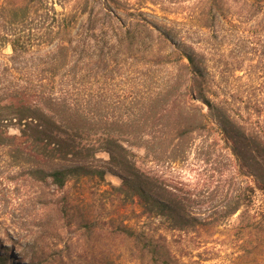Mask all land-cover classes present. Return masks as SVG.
<instances>
[{"label": "trees", "instance_id": "obj_1", "mask_svg": "<svg viewBox=\"0 0 264 264\" xmlns=\"http://www.w3.org/2000/svg\"><path fill=\"white\" fill-rule=\"evenodd\" d=\"M37 1V7L35 0L1 7L11 14L6 23L13 32L8 45L15 60L31 51L34 22L37 47L52 50L33 69H26L25 87L0 99V146L23 140L14 149L25 163L33 164L30 174L60 190L84 180L95 182L97 188L106 183L108 171L120 175L123 186L116 190L139 207L138 216L147 221L132 226L121 220L114 226L115 220L104 222V218L99 220L102 225L94 220L83 228L88 238L96 231L120 238L130 262L180 264L167 237L153 228L157 219L171 230L189 234L238 215L236 227L263 241L264 211L255 200L258 193L264 196V142L261 134L241 127L216 101L200 52L201 34L183 32L168 18H148L143 12L148 2ZM34 7L37 20L29 16ZM211 15L195 17L196 29H212ZM4 101L8 103L1 106ZM1 122L17 124L21 137L5 136ZM197 139H202L203 149L222 141L237 173L250 179L228 206L213 210L207 218L188 210L185 198L130 157H138L137 150L157 164L183 162ZM248 151L258 155L250 156ZM100 154H107L109 160ZM87 262L114 264L115 259L92 257ZM58 263L75 262L60 258ZM0 264H6L3 255Z\"/></svg>", "mask_w": 264, "mask_h": 264}, {"label": "rangeland", "instance_id": "obj_2", "mask_svg": "<svg viewBox=\"0 0 264 264\" xmlns=\"http://www.w3.org/2000/svg\"><path fill=\"white\" fill-rule=\"evenodd\" d=\"M68 1L73 4L75 0ZM24 2L0 0V99L7 98L5 94L12 90L25 87L26 69H33L52 50L37 47V22H34L29 38L31 51L17 60L13 58L8 45L13 32L6 23L11 14L1 9L21 6ZM37 2H34L36 7ZM132 2H148L143 12L150 19L168 18L183 32L201 34L200 52L206 60L216 101L228 108L241 127L261 134L264 142V0ZM211 12L214 27L196 29L194 18L200 15L207 19ZM38 15L36 8H32L30 18L37 20ZM7 103L4 101L1 106ZM196 104L208 112L206 105L199 101ZM4 123L1 122L5 136L21 137L17 124ZM15 145H23V140L0 146V255L6 258V264H45L46 260L59 264L60 258L66 261L71 258L74 264H88L92 257L101 260L107 256L115 259L114 264H137L130 262L126 243L120 238L100 231L88 238L83 228L84 223L94 220L100 225L99 220L104 218V222L115 220L114 226L121 220L132 226L147 221L138 216L140 208L131 205L116 190L123 186L120 175L108 171L106 183L97 188L95 182L84 180L70 182L60 190L50 181L44 183L33 177L28 171L33 164L18 157ZM208 145L203 149L202 139H197L186 160L177 163L157 164L137 150L138 157H130L149 174L163 180L180 198H185L188 210L207 218L213 210L228 206L232 197L250 183V179L237 173L235 160L222 141L212 148ZM248 154L258 155L251 151ZM99 157L109 160L107 154ZM255 203L264 211L261 193L257 194ZM237 216L212 221L189 234L169 229L160 219L152 221V225L167 237L180 264H264V240L258 241L255 235L250 237L246 231L239 230Z\"/></svg>", "mask_w": 264, "mask_h": 264}]
</instances>
